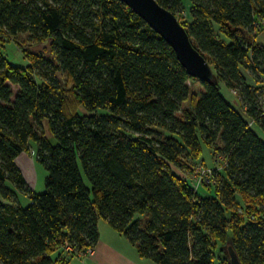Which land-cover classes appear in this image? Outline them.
I'll return each instance as SVG.
<instances>
[{
	"label": "trees",
	"instance_id": "obj_1",
	"mask_svg": "<svg viewBox=\"0 0 264 264\" xmlns=\"http://www.w3.org/2000/svg\"><path fill=\"white\" fill-rule=\"evenodd\" d=\"M157 1L215 80L191 76L121 0H0V264L86 257L101 219L156 264H231L230 245L264 264V0ZM5 33L37 43L25 68ZM33 141L43 193L17 164ZM196 165L194 184L182 171Z\"/></svg>",
	"mask_w": 264,
	"mask_h": 264
},
{
	"label": "rangeland",
	"instance_id": "obj_2",
	"mask_svg": "<svg viewBox=\"0 0 264 264\" xmlns=\"http://www.w3.org/2000/svg\"><path fill=\"white\" fill-rule=\"evenodd\" d=\"M2 39L8 40L5 41V47L2 49L5 58H7V60L15 66H20L25 68L29 64V61H31L34 56V54H32L33 52L32 47L37 45V43L30 40V38L25 34H19L17 36H9L7 33H5L3 34ZM56 76L63 84L66 85L67 81H66V75L64 73L57 71L56 69ZM192 84L193 85L191 86V88L193 91L198 92L201 90L202 85L199 80L193 81ZM220 85H221L222 93L227 97V99L230 102L233 103L234 101L232 99V94L230 92V89L226 87L224 83H221ZM12 87L14 91L17 93V89H15V86L12 85ZM45 129H46V135L48 137H52L49 128V123L47 120L45 121ZM52 141L53 143H55L56 142L55 138H53ZM35 144L36 143L33 141L31 149L29 151H24L22 154L18 156L17 164L20 167L23 174L25 175L28 182V186L36 193H43L46 191L48 170L45 167V165H43L37 159V147ZM202 158L205 159V161L209 163V165L212 163L213 167H218V168L221 167V162H217V164L213 162L211 157V151L206 145L203 146ZM201 169H202L201 165H196L194 167L192 166L191 169L183 170L182 174L183 176L186 175L190 180H193L194 184H197V182H199V180L201 179V177L199 176V171ZM210 169L213 170L212 167ZM208 176L211 177V171L208 173ZM205 184L209 185V181H206ZM200 191L202 192V189H200ZM18 197L20 203L24 206L29 204L31 201V199L27 197V195L25 194L20 193ZM99 231H100V240H104L107 243H109L113 248L118 250V252H120L122 256H127V257L131 256L130 258L135 260L134 259V256L136 257L135 247L127 240V238L123 234L112 228L104 219H101L99 222ZM95 252L96 250L91 251L88 256L93 257L96 254ZM144 260H148V262H151L152 264H156L149 259L144 258Z\"/></svg>",
	"mask_w": 264,
	"mask_h": 264
},
{
	"label": "water",
	"instance_id": "obj_3",
	"mask_svg": "<svg viewBox=\"0 0 264 264\" xmlns=\"http://www.w3.org/2000/svg\"><path fill=\"white\" fill-rule=\"evenodd\" d=\"M141 16L174 49L180 63L194 78L213 81L216 76L208 60L193 45L179 18L157 0H121ZM51 50V42L34 50ZM231 264H243L235 248L228 246Z\"/></svg>",
	"mask_w": 264,
	"mask_h": 264
},
{
	"label": "crops",
	"instance_id": "obj_4",
	"mask_svg": "<svg viewBox=\"0 0 264 264\" xmlns=\"http://www.w3.org/2000/svg\"><path fill=\"white\" fill-rule=\"evenodd\" d=\"M95 253L96 254L93 257L75 258L69 264H152L151 262H148V260H144V258L139 255L137 249L136 257L134 256L135 260H133L130 258L131 256H122L118 250L104 240L99 241Z\"/></svg>",
	"mask_w": 264,
	"mask_h": 264
}]
</instances>
